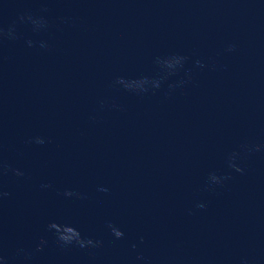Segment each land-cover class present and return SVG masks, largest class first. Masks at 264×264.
<instances>
[{
    "label": "clouds",
    "instance_id": "obj_1",
    "mask_svg": "<svg viewBox=\"0 0 264 264\" xmlns=\"http://www.w3.org/2000/svg\"><path fill=\"white\" fill-rule=\"evenodd\" d=\"M233 47L234 46H230L228 50L229 51L233 50ZM184 59H185L184 57H176V58H174L173 61H175V65H176V64L181 63V61H183ZM197 64L200 65V62L197 61ZM200 66H203V65H200ZM40 142H42V141H40ZM230 167H233L237 172H243V169L238 167V166H236L235 164H231ZM223 179H227V177H224ZM210 181L212 182V184H219V183L222 182V178L217 177L215 174H212L210 176ZM197 207L198 208H203L204 205L203 204H198ZM57 231H60V230L57 229ZM112 231H113V234L117 238H121L123 236V232L120 231L119 229L115 228V227L112 228ZM73 238H77L78 239L79 238V233L78 232H73V234L71 236L61 234L60 237H59V239L61 241H63L64 243H70L73 240ZM88 243H92V241H88ZM80 244H81V246H83V242L82 241L80 242Z\"/></svg>",
    "mask_w": 264,
    "mask_h": 264
}]
</instances>
